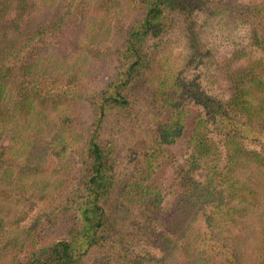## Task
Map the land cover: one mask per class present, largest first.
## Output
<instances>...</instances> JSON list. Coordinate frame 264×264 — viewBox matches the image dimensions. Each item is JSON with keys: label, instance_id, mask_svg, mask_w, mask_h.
Returning a JSON list of instances; mask_svg holds the SVG:
<instances>
[{"label": "trees", "instance_id": "obj_1", "mask_svg": "<svg viewBox=\"0 0 264 264\" xmlns=\"http://www.w3.org/2000/svg\"><path fill=\"white\" fill-rule=\"evenodd\" d=\"M132 2L140 10L141 17L124 32L116 50L118 66L113 78L103 89L84 96L92 106L94 116L83 129L85 139L78 160L82 175L79 179L74 178V188L62 190L55 206L59 213H69L72 220L65 237L32 245L26 256L16 260L15 253L21 252L25 245L15 229H3L1 217L0 255L8 258L0 264H76L90 250L101 245L107 246L102 255L120 250L121 242L128 235L108 220L102 206V200L114 187V175L110 162L111 147L103 145L99 137L109 113L130 110V93L138 82H146L152 101L166 112L161 141L173 142L182 134L190 112L185 102L191 100L200 108L188 124V149L178 165L174 183L184 194L179 199L181 215H171L170 209L164 225L160 221L159 230L151 232L149 242L156 236L154 240L159 248L168 249L170 253L172 249L180 257L191 258L195 254L202 264H239L234 247L224 241L220 233H241L242 223L248 226L256 218L259 224L254 234L244 237L247 240L251 235L257 240L248 264H264V189L260 191L256 183L264 185V58L248 59L244 65L238 66L234 63L242 55L235 52L215 67L206 60L199 61L201 57L205 58V51L199 47L192 15L193 10L205 8L208 10L206 14H225L248 23L249 44L264 54V38L259 32L260 28L264 29V15L260 14L264 12V4L228 5L213 0ZM34 8L33 0H0V187L15 186V180L19 181L21 177L26 179L24 184L29 183L30 175L24 167H32L29 170L33 173L36 171L34 167L44 164V155L40 152L45 149L38 152L41 161L37 159L32 164L29 160L32 153L28 151L37 132L49 138L53 136L52 129L59 134L67 128L68 131L78 128L71 113L57 105L61 95H56L54 100L51 95H42V80L48 75L42 61L45 57L54 58L56 68L68 51L76 49L74 37L70 40L67 37L71 29L79 33L83 30L79 20L89 9L81 0H70L66 4L56 0L51 18L34 22L30 17ZM251 16L257 17L252 19ZM172 20L180 24L179 31L185 37L187 49L179 65L174 58L170 60L166 40L159 38L171 28ZM192 64L201 65L205 72L212 66V72L219 74L226 84L227 97L210 95L201 89L196 78L182 77L184 69ZM58 76L56 74L55 78ZM215 82L213 77L205 87L213 88ZM51 107L57 119L48 121L50 129L47 133L46 124L40 120L44 112L51 111ZM18 119L21 120L16 123ZM32 122L30 133L33 137L29 139L25 128ZM15 136H24L29 144L16 171ZM152 169L153 155H148L137 163L138 177L134 179L139 186L137 196L149 197L142 205L148 227L155 218L161 217L156 188L139 185V179L148 176ZM23 171L25 174L19 177ZM0 194L5 200L14 193L1 188ZM141 200L138 197L137 203L140 204ZM205 205L210 206L208 213L203 211ZM198 210L202 212V229L189 237L190 220ZM138 225L139 228L142 226ZM20 229L29 233L30 227ZM112 257L104 256L99 264H109ZM135 258L130 257L128 261L139 264ZM148 258L162 262V258L154 255H148Z\"/></svg>", "mask_w": 264, "mask_h": 264}, {"label": "rangeland", "instance_id": "obj_2", "mask_svg": "<svg viewBox=\"0 0 264 264\" xmlns=\"http://www.w3.org/2000/svg\"><path fill=\"white\" fill-rule=\"evenodd\" d=\"M34 10L30 17L35 21L45 18H51L53 7L56 0H33ZM70 0H61L66 4ZM89 11L80 18L79 31H72L68 35L70 40L74 37L77 47L71 49L65 55L61 64L54 67V58L45 57L42 66H46L48 75L42 80V95H51L54 100L56 95H61L58 106L71 113V118L77 125V130L60 131L59 134L52 129L53 136L49 138L36 134V140L28 151L29 144L24 136H15V171L22 163L25 152H31L30 159L32 164L38 159L41 161L44 155V164L34 167L33 173L24 167L30 177L29 183L24 184L25 174L23 171L19 181L15 180V186L4 185L11 191V194L4 200L0 194V218L4 220L3 229L15 233H20V239L23 240L25 248L21 252L15 253V259L24 257L30 251L32 245H40L45 242H54L62 237L72 223L69 213H59L55 210L62 190L68 191L76 186L74 178L79 179L80 165L79 151L84 143V127H87L93 119L94 110L84 96L103 89L105 85L113 78L118 62L116 60V50L120 45L124 32L134 20L141 17L140 10L132 0H81ZM236 4H264V0H213ZM49 8L47 11L43 9ZM207 9L193 10V20L196 25L197 38L200 48L204 52V57L199 61H207L211 65H221L231 54L237 52L242 56L234 64L242 66L248 59L256 57L264 58V54L256 47L249 44L250 25L240 21L238 18H230L223 14H206ZM260 14L264 15V12ZM261 15V16H262ZM259 16V15H258ZM257 16H251L255 19ZM180 24L176 20L171 21V28L159 38L166 40L165 47L169 51L170 60L174 58L176 65L182 63V56L186 53L185 37L179 31ZM264 28V24L262 25ZM264 38V29L259 30ZM156 38H151L148 44ZM212 66L208 72H205L201 65L192 64L184 69L182 77L194 79L199 83L201 89L206 93L225 98L228 95L221 76L212 72ZM58 74V78L55 75ZM216 82L213 88L205 87L212 78ZM132 100L130 110L111 112L106 117L100 129V142L111 147L110 162L114 175V187L110 194L102 200V206L105 208L108 220L120 230L124 235H128L120 244V250L112 252L108 256L102 255L106 252L107 246L101 245L90 250L76 264H99L105 256H113L109 264H132L128 261L130 257L135 258L141 263L147 264H202L201 260L194 255L191 258L180 257L172 249L163 250L157 246L154 240L149 242L151 232L159 230L158 223H165L164 219L168 217L169 210L171 215L182 212V204L179 199L184 197L182 190L174 186L178 175V165L185 158L187 145V131L189 122L194 114L198 113L199 106L191 100L185 102L188 107V113L185 127L182 134L173 142L161 141L160 133L165 122L166 112L151 98V91L146 82H138L130 93ZM52 104V102H51ZM55 112L52 107L49 113L41 117V122L46 124L47 133L50 129L48 121H55ZM21 119L16 121L19 122ZM34 120V119H32ZM34 123L26 125L25 134L29 139L33 135L30 133ZM45 129V128H44ZM32 135V136H31ZM54 136H57L54 138ZM170 140V139H169ZM28 145V146H27ZM24 148V149H22ZM38 149V150H36ZM45 149L46 151L40 150ZM21 150H24L20 153ZM27 152V153H28ZM153 155V169L148 176L139 179V185H146L156 188L159 203L158 211L161 213L160 219L155 218V222L150 227L145 220L146 211L142 212V205L149 197L137 196L134 179L138 177L137 163L144 157ZM65 163V164H64ZM17 173V172H15ZM15 175V179H17ZM258 189L263 191L264 185L256 182ZM25 185V186H24ZM142 199L137 203V198ZM210 206H204V212L208 213ZM157 211L151 214L155 217ZM202 212L197 211L188 227V236L196 234V231L202 229ZM256 216V215H254ZM252 224L244 225L241 233L234 235L221 232L220 236L224 241L231 244L236 251V258L239 264H248L254 248L257 246V240L253 236L245 239V235L254 234L259 224L256 218L251 221ZM142 225L139 228V225ZM156 223L157 225H155ZM27 231H20V228H29ZM27 233L28 235H25ZM238 234V235H237ZM25 238V239H24ZM246 240V241H245ZM156 245V248L153 247ZM148 255L162 258L161 261L148 258ZM1 256V255H0ZM164 257V258H163ZM8 256L0 257V263ZM135 260V261H136Z\"/></svg>", "mask_w": 264, "mask_h": 264}]
</instances>
